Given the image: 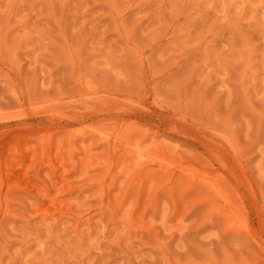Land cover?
Here are the masks:
<instances>
[{
  "label": "rangeland",
  "instance_id": "rangeland-1",
  "mask_svg": "<svg viewBox=\"0 0 264 264\" xmlns=\"http://www.w3.org/2000/svg\"><path fill=\"white\" fill-rule=\"evenodd\" d=\"M5 130L0 264H264L208 182L264 209V0H0Z\"/></svg>",
  "mask_w": 264,
  "mask_h": 264
},
{
  "label": "bare ground",
  "instance_id": "bare-ground-1",
  "mask_svg": "<svg viewBox=\"0 0 264 264\" xmlns=\"http://www.w3.org/2000/svg\"><path fill=\"white\" fill-rule=\"evenodd\" d=\"M128 124H129V122H128ZM136 127H137V129L139 131H142V130H144L146 128V125H144L142 123H137ZM168 129H169V127H168ZM11 130H5L3 133H0L1 134L0 138L5 140V147L3 149L0 148V158L4 157L3 158L4 167L6 168V171L8 172L7 175L4 178L0 179V194H1L2 197H6V195H8L9 193H12L11 192L12 189L14 190L15 188H19L18 186L11 185L9 180L14 177L15 171L21 170L23 168L24 163L26 161V158L24 156H21L19 154L18 155H16V154L15 155H11L8 152H10V149L12 147H14V148L16 147V151H17V148L19 147V144H21L20 142H22L23 139H25V142L23 143V144H25V146L28 145V143H29L28 140H30V141L32 140L33 141V139H35V136L31 137L30 134L29 135L21 134L20 136L19 135L17 136V140L15 142L12 139H13V136H15L17 134V131L15 130L16 131L15 132V131H11ZM150 131H152V129H150ZM31 135H33V134H31ZM158 135H160V133L154 134L153 138L151 139V142L156 141ZM171 135H173V134H171ZM36 137H38L37 134H36ZM10 140H12V142H10ZM13 141H14V143H13ZM9 142L11 143L12 147H11V145H9L10 144ZM202 143L203 142H201V144ZM202 146L204 147V145H202ZM45 162H44L45 165L43 164V166L44 167L47 166V168L46 167L45 168L47 170L49 169L50 170L49 172H51L52 174H55L56 172H53L54 169L52 170V168H54V165H52V163H51L52 161L51 162L48 161L46 163ZM58 166L60 167V171H61V169L65 170V164L64 163L61 162V163L58 164ZM232 167H234V166H232ZM73 168H74V165H73ZM227 168H228V166H227ZM14 169H16V170H14ZM228 171H230V172L228 173ZM228 171H227L228 176L230 175V177H232V175H233V178L235 179V181L237 183H239V182L241 183V181H242V183H244L243 182V177H242V180H241V174L240 173L237 174V172H235L237 170H235L234 168H231V169L228 168ZM64 172H66V171H64ZM209 172L212 173L211 171H209ZM238 172H239V170H238ZM227 173L225 174V176H227ZM211 176H213V178L215 179V178H217L218 175L216 173H213V174H211ZM185 178H184V180H185ZM61 180L64 181L65 179H61ZM208 182H210V187L215 191V199L213 198L211 200L212 205H219V206H222V208L224 207L225 208V212L227 211V214L229 213V214H231L230 216H232V217L234 216V218H237L239 220V223H241V226L243 227V229H242L241 226L239 225L240 226L239 229H241V232L246 236V238L248 239V242L250 244H252L256 248V250L258 251L259 254L264 256V240H262V237H264V209H262L259 206L260 203L258 204V202L256 200V197H255V195L252 192L251 185H249L247 187L248 188V192L247 191H243V192L239 193L237 188H236L233 192H235V195H237L235 197V199L237 197L238 198H237V200H235V199L232 200L233 198L231 199L229 197L230 195L228 196L227 194H225L224 192L219 190L218 187L215 185V183H213V181H209L208 180ZM231 197H233L232 194H231ZM250 216L251 217L254 216L252 218L257 219V221L259 222V226L257 228L254 227V225L250 222L251 221V219H249ZM237 237H239V235ZM240 238H242V235H241ZM240 238H238V239H240ZM248 244H246V246L250 247V244L249 245ZM258 253H256V255Z\"/></svg>",
  "mask_w": 264,
  "mask_h": 264
}]
</instances>
